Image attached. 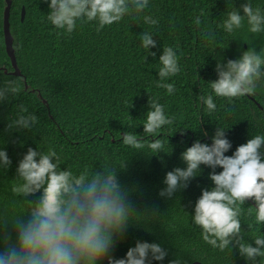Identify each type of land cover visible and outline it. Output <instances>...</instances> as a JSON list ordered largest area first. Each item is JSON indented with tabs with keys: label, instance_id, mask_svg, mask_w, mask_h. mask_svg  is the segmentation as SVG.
<instances>
[{
	"label": "clouds",
	"instance_id": "obj_1",
	"mask_svg": "<svg viewBox=\"0 0 264 264\" xmlns=\"http://www.w3.org/2000/svg\"><path fill=\"white\" fill-rule=\"evenodd\" d=\"M44 2L46 21L59 30L57 35L71 34L84 24L99 32L125 18L137 25L142 22L148 28L137 32L136 39L147 53L143 59L156 58L150 49L157 47L153 33L158 35L160 18L146 11L150 0ZM225 5L221 18L211 24L203 8L191 17L200 45L214 60L215 79L206 81L209 91L197 94L209 115L219 110L217 98L226 101V116L246 96L264 101V0H240L238 6L236 0H225ZM169 28H176L172 19ZM233 40L238 54L228 58L224 49ZM241 42L246 49H241ZM160 49L153 82L164 90V96L171 97L177 92L174 78L183 65L177 46L161 43ZM22 94V78L0 68V106L19 100ZM146 103L142 122L124 127L119 134V143L132 150L120 161L104 158L95 161V166L73 169L54 147L40 140L35 148L26 147L11 177L13 199L0 205V264H163L169 250L160 240L135 238L123 255H116V250L130 227L153 233L160 214L156 201L172 203L205 169L209 183L200 186L194 201H189L191 212L185 211L189 223L199 230L204 244L227 253L229 259L235 251L244 264H264V111L253 118L254 131H248L244 142L233 148L226 135L231 126L211 122L214 127L209 134L198 123L193 130L191 125L177 123L158 94L148 95ZM5 119L0 137L34 133L40 123L37 113L23 102L14 103ZM137 126H142L140 132L135 131ZM186 129L197 135L190 144L183 139L179 142L177 163L169 167L164 157L171 156L173 145L168 138L177 132L183 136ZM205 136L207 140L202 139ZM5 143L0 138L3 174L12 166ZM19 144L24 147L23 141ZM230 149L231 154H226ZM133 156L159 160L162 175L158 185L148 189L122 179ZM146 194H154L155 199L148 203L143 199ZM17 204L22 207L17 209ZM247 217L251 219L244 222ZM173 255L167 264H187L181 252Z\"/></svg>",
	"mask_w": 264,
	"mask_h": 264
},
{
	"label": "trees",
	"instance_id": "obj_2",
	"mask_svg": "<svg viewBox=\"0 0 264 264\" xmlns=\"http://www.w3.org/2000/svg\"><path fill=\"white\" fill-rule=\"evenodd\" d=\"M261 2V0H255ZM240 0H236V5ZM225 0H150L146 11L160 18L153 39L157 47L150 49L160 54V44H173L179 49L183 71L174 80L177 92L164 96L163 89L155 87V57L139 47L136 33L148 26L140 25L125 18L119 24L106 26L97 32L94 26H78L71 34L57 35V31L46 21L47 6L44 0H12L10 9V31L13 36V48L22 76L23 94L15 100L0 106V129L4 128L6 115L14 103L23 102L35 111L40 123L34 133H12L0 138L5 139V148L12 160V166L0 173V205L8 204L13 199L10 192L11 177L17 158L26 147L35 148L40 140L45 146L54 147L63 161L72 167L96 165L97 160L120 161L132 154V150L122 146L118 137L129 125H139L142 112L146 110L148 95L158 94L160 102L167 104L168 111L174 115L181 126L191 125L193 130L199 123L202 130L209 134L214 124L224 123L231 126L227 137L233 148L244 142L248 131H254L253 118L264 111V101L258 97H245L232 105V114L225 115L226 101L217 98L218 111L209 115L197 99V94H204L209 89L206 81L215 79L214 60L198 40L191 26V17L201 8L205 9L208 23L221 18ZM25 16L21 20L22 9ZM5 0H0V68L12 73L13 66L6 52L3 17ZM176 22L175 30L169 28V20ZM241 49L247 45L240 43ZM237 41H229L224 54L232 58L236 52ZM26 85L28 87H26ZM46 100V104L38 96ZM262 106V109L254 102ZM125 127V128H124ZM142 126H137L140 132ZM171 135V133H169ZM191 129L173 133L168 139L173 145L171 156H165L169 167L177 163L180 151L179 142L183 139L190 144L196 137ZM207 140V137H203ZM19 141L24 142L21 147ZM231 154V149L228 153ZM64 165H61L63 167ZM219 170V169H218ZM207 169L195 178L189 187L180 193L172 203L156 201V210L160 212L153 233H146L139 227H130L124 243L117 247L116 255H123L127 246L135 238L160 240L168 248V259L174 258L177 251L183 254L187 264H244L234 251L230 256L219 253L204 244L199 238V230L189 223L191 212L189 201H194L199 194V187L209 183ZM162 170L159 160L153 156L145 159L133 156L128 170L122 175L125 182L137 181L148 189L158 185ZM199 183V186H197ZM148 203L155 199L154 194L143 198ZM250 202V201H249ZM22 205L17 204L19 209ZM246 210V209H245ZM250 217L245 218L247 222ZM242 227H244L242 225ZM264 230V229H262ZM153 264L159 262L153 261Z\"/></svg>",
	"mask_w": 264,
	"mask_h": 264
},
{
	"label": "water",
	"instance_id": "obj_3",
	"mask_svg": "<svg viewBox=\"0 0 264 264\" xmlns=\"http://www.w3.org/2000/svg\"><path fill=\"white\" fill-rule=\"evenodd\" d=\"M12 5V0H5V9H4V17H3V28H4V39H5V46H6V52L8 56L11 59L12 66H13V71L12 74L22 76L21 71L18 67L14 48H13V36L10 31V9ZM25 16V9H22V14H21V20L23 21ZM26 87H28L26 85ZM38 96L42 99V101L46 104V100L42 98L41 94L38 93ZM254 102H256L254 99H252ZM257 103V102H256ZM257 105L262 109V106L257 103ZM192 264H202L201 262H193Z\"/></svg>",
	"mask_w": 264,
	"mask_h": 264
}]
</instances>
